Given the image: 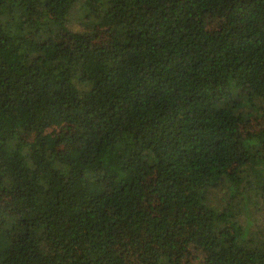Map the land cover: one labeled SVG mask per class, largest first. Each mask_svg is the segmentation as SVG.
I'll return each mask as SVG.
<instances>
[{
	"label": "trees",
	"instance_id": "16d2710c",
	"mask_svg": "<svg viewBox=\"0 0 264 264\" xmlns=\"http://www.w3.org/2000/svg\"><path fill=\"white\" fill-rule=\"evenodd\" d=\"M222 3L0 0V264H264V0Z\"/></svg>",
	"mask_w": 264,
	"mask_h": 264
},
{
	"label": "rangeland",
	"instance_id": "374dc122",
	"mask_svg": "<svg viewBox=\"0 0 264 264\" xmlns=\"http://www.w3.org/2000/svg\"><path fill=\"white\" fill-rule=\"evenodd\" d=\"M259 0H223L222 6L212 15L210 27L218 28L223 20H228L232 25L238 26L245 23L253 13L259 11ZM115 20H111L106 27H111ZM75 32H91L94 24L87 21L73 20L69 26ZM97 29L103 28L100 25ZM61 132V128L55 127L52 133ZM199 251L193 252V257H198ZM198 260V259H197Z\"/></svg>",
	"mask_w": 264,
	"mask_h": 264
}]
</instances>
